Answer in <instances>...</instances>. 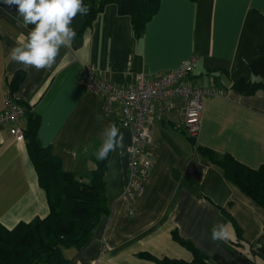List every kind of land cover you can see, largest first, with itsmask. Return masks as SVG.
I'll return each mask as SVG.
<instances>
[{"label":"crops","instance_id":"crops-1","mask_svg":"<svg viewBox=\"0 0 264 264\" xmlns=\"http://www.w3.org/2000/svg\"><path fill=\"white\" fill-rule=\"evenodd\" d=\"M22 23L16 6L0 0V111L10 79L23 72L12 94L39 114L40 141L60 159L61 170L85 182L98 160L102 130L115 123L123 133L124 147L110 153L104 174L109 213L82 248L64 250L67 264H158L135 255L140 252L190 261L173 229L206 253L207 264H264V207L198 149L229 152L251 167L264 160V90L245 95L231 88L250 77L249 63L264 44V0H160L140 38L133 36L129 17L107 4L84 30L81 15L73 20L72 46L43 70L25 69L10 58L33 27ZM191 55L196 62L190 81L209 86L219 79L221 94L203 99L196 137L183 128V98L151 115L153 148L144 154L151 152L153 163L131 206L124 193L131 131L120 125L117 107L106 114L99 96L79 82L81 68L94 65L102 79L125 85L136 77L154 78ZM26 124L24 114L19 126ZM9 130V124L0 125V222L10 228L46 215L48 204L23 142ZM218 224L225 225L226 238L213 241Z\"/></svg>","mask_w":264,"mask_h":264},{"label":"trees","instance_id":"trees-1","mask_svg":"<svg viewBox=\"0 0 264 264\" xmlns=\"http://www.w3.org/2000/svg\"><path fill=\"white\" fill-rule=\"evenodd\" d=\"M159 2L160 0H84L90 10L87 15H81V30L91 26L105 5L113 4L117 14L129 17L133 36L140 38L145 31L144 27L158 10ZM257 50L258 57L249 63L250 77L239 79L231 85V88L241 94L264 90V44L259 45ZM22 79L23 72L17 71L9 81L10 90L14 91ZM24 107L27 124L22 129L23 144L35 169L38 185L45 192L48 212L30 221H19L10 228L0 222V264H67L70 258L63 251L71 247L82 248L101 217L109 213L105 206L104 174L110 153L105 160L96 161L87 182L77 178L72 172L61 170L60 159L53 155L49 147L42 146L40 141L39 114L33 112L29 105ZM198 149L223 169L224 176L264 207V160L258 166L251 167L229 152L220 155L208 146H199ZM171 236L191 252L190 261L157 258L147 252L135 255L158 264L208 263L206 253L191 240L181 236L176 229L171 231Z\"/></svg>","mask_w":264,"mask_h":264},{"label":"built area","instance_id":"built-area-1","mask_svg":"<svg viewBox=\"0 0 264 264\" xmlns=\"http://www.w3.org/2000/svg\"><path fill=\"white\" fill-rule=\"evenodd\" d=\"M195 62L196 57L191 55L176 68L150 79L136 77L125 85L102 79L94 65L81 68L79 82L99 96L106 114L117 107L120 125L131 131L126 166L128 182L124 192L129 205L143 189L153 163V154H144L146 148H153L149 129L151 115L163 106L173 107L177 99L183 98L186 102L182 114L183 128L189 136L196 137L201 125L203 99L221 94V87L224 86L221 80L209 86L195 85L190 81ZM24 114V105L17 102L10 89L7 90L0 111V125L9 124V131L17 142L24 140L23 130L19 126V119Z\"/></svg>","mask_w":264,"mask_h":264},{"label":"clouds","instance_id":"clouds-1","mask_svg":"<svg viewBox=\"0 0 264 264\" xmlns=\"http://www.w3.org/2000/svg\"><path fill=\"white\" fill-rule=\"evenodd\" d=\"M3 3L16 6L18 17L23 21L22 27L33 26L26 38L18 40L17 46L10 50V58L25 69L36 70L50 68L60 50L72 46L77 36L72 22L78 15H87L90 10L84 0H3ZM96 118L102 120L98 114ZM101 137L102 143L95 153L98 160H105L109 153L124 147L123 133L115 123L107 125ZM222 238H226L225 225H214L211 239Z\"/></svg>","mask_w":264,"mask_h":264},{"label":"rangeland","instance_id":"rangeland-1","mask_svg":"<svg viewBox=\"0 0 264 264\" xmlns=\"http://www.w3.org/2000/svg\"><path fill=\"white\" fill-rule=\"evenodd\" d=\"M66 251V250H65ZM65 251H64V255H65ZM66 254H67V251H66Z\"/></svg>","mask_w":264,"mask_h":264},{"label":"water","instance_id":"water-1","mask_svg":"<svg viewBox=\"0 0 264 264\" xmlns=\"http://www.w3.org/2000/svg\"><path fill=\"white\" fill-rule=\"evenodd\" d=\"M215 74H217V73H215Z\"/></svg>","mask_w":264,"mask_h":264}]
</instances>
